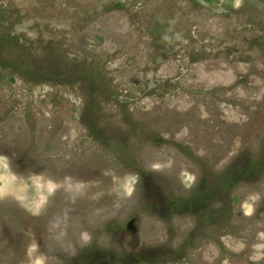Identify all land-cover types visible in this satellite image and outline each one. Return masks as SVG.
Masks as SVG:
<instances>
[{"label":"rangeland","instance_id":"rangeland-1","mask_svg":"<svg viewBox=\"0 0 264 264\" xmlns=\"http://www.w3.org/2000/svg\"><path fill=\"white\" fill-rule=\"evenodd\" d=\"M0 264H264V0H0Z\"/></svg>","mask_w":264,"mask_h":264}]
</instances>
